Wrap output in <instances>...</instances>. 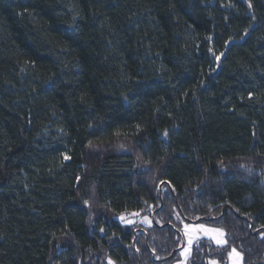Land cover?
Returning <instances> with one entry per match:
<instances>
[{
    "label": "trees",
    "instance_id": "obj_1",
    "mask_svg": "<svg viewBox=\"0 0 264 264\" xmlns=\"http://www.w3.org/2000/svg\"><path fill=\"white\" fill-rule=\"evenodd\" d=\"M182 222L264 264V0H0V264H174Z\"/></svg>",
    "mask_w": 264,
    "mask_h": 264
},
{
    "label": "rangeland",
    "instance_id": "obj_2",
    "mask_svg": "<svg viewBox=\"0 0 264 264\" xmlns=\"http://www.w3.org/2000/svg\"><path fill=\"white\" fill-rule=\"evenodd\" d=\"M136 213H138L139 215H136ZM121 216H124V220L123 221L120 219ZM121 216H119L117 218V220L123 226H127V227H136V226H138L139 228H150L152 226V224H153L151 209H148V210H146L144 212L127 213V214H123ZM145 217L147 218V220H145ZM175 219L178 222H180V219L177 218V216H175ZM184 224L185 223H183V222L181 224V231H182L183 236H184V241H183V245H182V247L180 249V252H179V261L175 262L174 264H188V261H189V259L191 257L193 246L196 245L197 243L201 242V241H210L214 245L220 246V247L225 245V243H226L225 235L220 236L216 232H212V233H207L206 234L203 231H200L198 229V225H200V224H189L193 228H197V230L194 231V232H190L188 235H185ZM207 228H209V227H207ZM212 229H214V228H212ZM189 237H191V239H192V243L191 244L188 243ZM217 239H223L225 241V243L224 244H217L216 243ZM185 249L188 250L187 253H185ZM232 251H231V253H232ZM211 262H213V261H209V264H211ZM216 264H218V263L216 262ZM229 264H242V256L240 254H239V256L229 255Z\"/></svg>",
    "mask_w": 264,
    "mask_h": 264
},
{
    "label": "snow or ice",
    "instance_id": "obj_3",
    "mask_svg": "<svg viewBox=\"0 0 264 264\" xmlns=\"http://www.w3.org/2000/svg\"><path fill=\"white\" fill-rule=\"evenodd\" d=\"M249 7H251V4H249ZM217 59L219 60L220 58L217 57ZM165 134H166V133H165ZM65 159H68V157L65 156ZM241 167H244V165H241ZM85 203L87 204V201H85ZM136 215H139V214L136 213ZM177 218H179V217H177ZM120 219L123 221V220H124V216H121ZM145 220H147L146 217H145ZM198 229H199L200 231H203V232L206 233V234H207V233L216 232V233H218L220 236H223V235H224L223 232H222L221 230H219V229L207 228V227H205L203 224L198 225ZM196 230H197V228H193L191 225H189V224H187V223L184 224V232H185V235H188L190 232H194V231H196ZM262 235H264V234H262ZM188 243H189V244L192 243V239H191V237H189ZM216 243H217V244H224L225 241H224L223 239H217V240H216ZM187 251H188V250L185 249V253H187ZM230 255L239 256V253H237L236 250L233 249V251H232V253H231ZM108 264H112V261L109 260ZM211 264H216V262L213 261V262H211Z\"/></svg>",
    "mask_w": 264,
    "mask_h": 264
}]
</instances>
